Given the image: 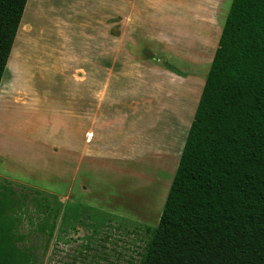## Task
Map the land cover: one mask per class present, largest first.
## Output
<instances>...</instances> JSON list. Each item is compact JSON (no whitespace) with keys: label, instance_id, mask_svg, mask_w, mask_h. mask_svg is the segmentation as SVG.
Returning a JSON list of instances; mask_svg holds the SVG:
<instances>
[{"label":"rangeland","instance_id":"rangeland-1","mask_svg":"<svg viewBox=\"0 0 264 264\" xmlns=\"http://www.w3.org/2000/svg\"><path fill=\"white\" fill-rule=\"evenodd\" d=\"M232 1L226 16L220 13L222 0H169L163 9L158 7L157 13L169 17L156 22L159 41L155 47L152 48L151 40L147 43L150 38L145 40L137 35L128 47L135 52L114 54L116 73L122 72L124 61L136 63L131 68L135 72L126 76L135 85L128 86L124 98L117 95L116 88V97L121 99L116 107L125 109L127 115L121 126L113 127L118 137L112 148L114 156L110 160L98 159L102 161L98 165L86 158L79 166L66 168L64 155L54 153L57 144L48 150L45 146L33 147L39 141L54 139L57 120L52 109L66 86L60 82L64 78L63 70L68 69L70 61L81 60L88 66L100 54L90 50L68 52L64 49L68 38L54 27L51 16L43 14L44 30L38 34L32 30L31 36H26L28 8L8 60L11 61L13 51L19 47L18 60L30 70L29 79L26 76L28 86L25 84L23 88L21 80H16L17 70H26L20 65L12 85L6 80L7 67L1 82L7 83V87L3 88L0 108V139H3L0 191L3 185H11L19 196L18 215L23 217L18 232L25 236L19 245L26 248L35 245L40 264H139L149 238L144 227L159 222ZM85 4L90 2L57 0L56 3L63 19L81 13ZM98 4L99 8L105 6L111 10L109 1L100 0ZM77 16V22L89 21ZM114 31L116 35L122 34L119 25ZM168 71L174 73L171 86L163 83ZM83 72L85 76L90 69ZM70 87L67 85L69 94ZM164 88L171 89L170 95L165 96L166 101H156L165 93ZM113 90L114 87L111 94ZM71 99L68 96L61 103L69 107L73 103ZM109 101L106 94L100 108H113ZM166 108L170 113L159 124L158 115ZM33 189L42 191V195H57L64 201L50 242L35 232L32 201L30 197L22 198L34 195Z\"/></svg>","mask_w":264,"mask_h":264},{"label":"trees","instance_id":"trees-1","mask_svg":"<svg viewBox=\"0 0 264 264\" xmlns=\"http://www.w3.org/2000/svg\"><path fill=\"white\" fill-rule=\"evenodd\" d=\"M27 3L0 0V84ZM33 191L21 196L50 242L64 201ZM19 199L3 185L0 264H40L19 245ZM144 230L139 264H264V0L232 1L159 222Z\"/></svg>","mask_w":264,"mask_h":264},{"label":"crops","instance_id":"crops-1","mask_svg":"<svg viewBox=\"0 0 264 264\" xmlns=\"http://www.w3.org/2000/svg\"><path fill=\"white\" fill-rule=\"evenodd\" d=\"M107 1L110 2L111 6V10L109 11L105 6L99 8L98 3L100 0H87V3L90 2V4L83 5L81 13L75 12V15L63 19L64 16L60 15L56 5L57 0L43 1L47 5L42 4V0H28L23 15L24 18L30 7L31 15L29 12L25 26L26 36H31L32 30L36 34L44 30L43 14L44 17L51 16L54 27L57 30L59 29L60 32L63 31L66 39L68 38V44L64 48L68 52L83 53L84 51L90 50L91 52L100 54L97 58L95 57L96 60L90 61L87 64L88 66L83 65L81 60L79 62L70 61L67 67L68 69L63 70L64 78L60 82L66 86L62 90L63 96H58V104L52 109V113L55 114V119L57 120L54 128V139L51 140L49 138L42 143L39 141V143H35L37 146L33 147L36 149L40 145L47 147L48 150L57 144L58 150L54 151V153L64 155L63 166L65 168L67 165L72 166L73 164L79 166L82 160L86 158L91 159L89 163L95 161L98 165L100 162L102 163L98 159L110 160L114 156L115 152H113L112 148L117 144L118 137L113 127L121 126L127 115L124 112L125 109L116 107L121 104V99L119 100L118 96L116 97V88L117 95L119 94L121 98H124L128 92V86L135 85L126 76L134 73L135 71H132V69L136 67V63H133V61H124L122 63L124 65L122 72L116 73L115 60L113 59L114 54L120 52H135L134 48L130 50L128 47L132 44V38H137V35L140 37L143 36V38L145 37V40L150 38L147 43L151 40V46L154 48L159 41L156 22L169 17L156 12L159 9L158 7H160L159 10L163 9V5L168 3L169 0H103V2ZM230 3L231 0H222L220 4V13L224 14V16L227 14ZM32 5L34 7L33 9ZM77 15H79V18L86 17V20L89 21L86 23L77 22ZM116 25H119L122 34L116 35L114 31ZM169 41L168 39L167 42ZM147 43L145 42V44ZM19 51V47L13 51L12 59L7 64L8 71L6 76L8 79L6 80H10V85H12L15 80V70L22 66L26 70L22 71L18 69L16 80L18 82L20 79L22 87L24 88L25 84L26 87L28 86L26 76L29 79L30 70L18 60ZM104 54L106 55V59L103 57ZM102 57L103 59H101ZM88 68L90 72H86L85 76H83V70ZM173 74V72L168 71L163 83L165 82L167 86H171V76ZM116 79L119 81L117 84ZM67 85L72 86V89L70 87V94L67 92ZM6 87L7 83L1 84L0 108L3 100V88ZM112 87H114V90L111 94ZM163 91L165 93L159 99L157 98L156 101H166L165 96H169V92L171 93V89L168 88H164ZM106 94H109V105L113 108L103 110L100 106L101 102L105 100ZM68 96L73 100L72 106L70 105L69 107L65 103H61L62 99H67ZM50 97H52L51 94H49ZM56 98L53 97L52 99L56 100ZM199 99L200 97L198 98L196 108ZM167 108L160 111L159 118L157 119L159 124L164 123L166 113H170V110ZM195 111L196 109L194 110V114ZM0 133L2 132L0 131ZM56 135L58 137L57 141L55 140ZM46 137L48 138L47 135ZM2 140L1 138L0 141ZM65 168L64 173H66Z\"/></svg>","mask_w":264,"mask_h":264},{"label":"bare ground","instance_id":"bare-ground-1","mask_svg":"<svg viewBox=\"0 0 264 264\" xmlns=\"http://www.w3.org/2000/svg\"><path fill=\"white\" fill-rule=\"evenodd\" d=\"M35 3V2H34ZM34 6H35V4H34ZM34 7H33V5H32V9H33ZM30 15H31V12H30Z\"/></svg>","mask_w":264,"mask_h":264}]
</instances>
